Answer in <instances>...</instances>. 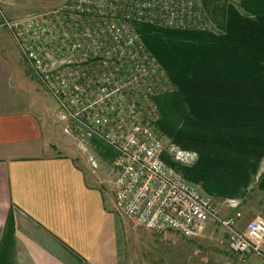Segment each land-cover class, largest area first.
<instances>
[{
	"label": "built area",
	"instance_id": "built-area-1",
	"mask_svg": "<svg viewBox=\"0 0 264 264\" xmlns=\"http://www.w3.org/2000/svg\"><path fill=\"white\" fill-rule=\"evenodd\" d=\"M1 15V26L56 101L65 132L79 145L98 137L118 152L113 188L119 213L135 227L185 238L218 219V205L202 184L164 160L169 152L190 164L197 153L159 136L157 99L174 87L137 28L211 31L195 0H66L43 12ZM90 162L97 168L94 158ZM227 205L238 203L229 199ZM243 219L238 211L220 221L228 248L243 260L264 258V217Z\"/></svg>",
	"mask_w": 264,
	"mask_h": 264
},
{
	"label": "crops",
	"instance_id": "crops-1",
	"mask_svg": "<svg viewBox=\"0 0 264 264\" xmlns=\"http://www.w3.org/2000/svg\"><path fill=\"white\" fill-rule=\"evenodd\" d=\"M2 37L0 264H151V231L117 211L111 181L91 182L85 152L105 143L101 155L114 161L116 175L118 152L98 137L79 145L66 133L57 103L44 97L11 33ZM248 261L264 264L258 256Z\"/></svg>",
	"mask_w": 264,
	"mask_h": 264
},
{
	"label": "trees",
	"instance_id": "trees-1",
	"mask_svg": "<svg viewBox=\"0 0 264 264\" xmlns=\"http://www.w3.org/2000/svg\"><path fill=\"white\" fill-rule=\"evenodd\" d=\"M202 2L218 33L137 28L177 87L164 100L170 111L157 99L159 128L177 146L186 138L181 148L198 154L185 178L209 195L238 198L264 159V0ZM13 228L11 213L6 233Z\"/></svg>",
	"mask_w": 264,
	"mask_h": 264
},
{
	"label": "rangeland",
	"instance_id": "rangeland-1",
	"mask_svg": "<svg viewBox=\"0 0 264 264\" xmlns=\"http://www.w3.org/2000/svg\"><path fill=\"white\" fill-rule=\"evenodd\" d=\"M66 0H1L0 2V39L7 29L1 26L2 15L4 14L8 18L23 16L33 12H43L48 9L54 8ZM205 11L207 17L211 21L212 30L208 32L218 33L219 30L217 26L213 23L210 15L203 6L202 0H195ZM233 4L239 5L240 0H227ZM27 70V69H26ZM28 78L33 79L27 71H25ZM32 74V73H31ZM33 75V74H32ZM37 79V78H36ZM38 80V79H37ZM40 85L47 92L44 97L50 96L45 85L38 80ZM173 84V82H172ZM175 86V85H174ZM177 89V87H174ZM176 90H171L170 92L161 95L159 98L160 105L170 111V106L164 100L167 99V95L175 92ZM41 92L45 93L43 90ZM166 95V96H165ZM53 98V97H52ZM158 98V99H159ZM55 101V100H54ZM56 102V101H55ZM159 106V105H158ZM160 109V107H159ZM161 113V111H160ZM63 121V120H61ZM64 122V121H63ZM65 123V122H64ZM159 136L162 137L165 142L175 144V140L159 128ZM97 140V139H96ZM99 141V139H98ZM174 141V142H173ZM178 144V143H177ZM181 144H190L186 139H182ZM181 144L178 146L181 150ZM176 145V144H175ZM177 146V145H176ZM92 148V149H91ZM191 151V150H186ZM194 152V151H191ZM95 153V154H94ZM108 153L106 150L105 143L99 141L97 144H93L86 152L85 156L91 161V158L98 159L97 168L93 167V172L90 176L92 177L91 182L95 184H102V182L108 181V185H113V180L116 177V171L112 159L110 157H104L101 154ZM166 159L174 165V168L178 170L184 177V168L190 167L196 163L197 158L194 162L190 164H185L180 161L175 160L169 152L165 153ZM95 155V156H94ZM96 160V159H95ZM91 163V162H90ZM264 175V159L261 161L257 175L253 178L251 184L248 186L246 195L238 198H226L217 195H210L216 202L219 208L218 219L209 220L200 233L199 236L195 238H185L179 234L170 231H151V253L150 261L151 264H248V258L245 260L233 253L227 246V233L225 229L221 226L220 221L224 220L230 216H233L236 212H241L244 215V220L248 221L256 217H264V190L259 188L260 178ZM111 181V183H110ZM107 183V182H106ZM110 183V184H109ZM229 199H235L238 203L237 207L231 208L227 205ZM121 214V213H120ZM122 215V214H121Z\"/></svg>",
	"mask_w": 264,
	"mask_h": 264
}]
</instances>
